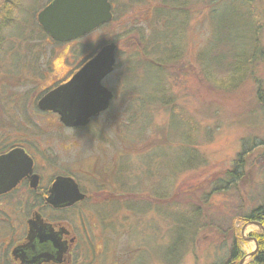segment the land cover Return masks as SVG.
<instances>
[{"label":"rangeland","instance_id":"rangeland-1","mask_svg":"<svg viewBox=\"0 0 264 264\" xmlns=\"http://www.w3.org/2000/svg\"><path fill=\"white\" fill-rule=\"evenodd\" d=\"M6 1L0 0V9ZM49 1L14 0L15 8L3 29L0 131L22 129L21 133L44 134L53 140L55 155L62 159L60 165L78 177L88 192L102 196L98 204L82 206L100 225L93 227L92 233L97 253L86 250L85 264H175L163 256L162 243L168 237L166 221L155 209L141 213L132 201L147 199L154 208L161 202L151 194L171 192L178 195V201L195 200L200 204V194L211 190L210 181L232 168L244 138L258 141L264 137V114L256 99L258 86L264 88V0H184L183 15L174 26L165 21L168 15L162 19L155 12L168 0H133L131 4L130 0H119V9L124 3L129 6L113 24H103L79 39L59 43L53 42L36 19ZM253 10L262 23L260 28L253 26L246 14L252 13L249 15L254 19ZM127 29H133V33L128 40L122 37L115 42L117 64L103 81L115 95L108 111L96 116L89 126L75 129L64 127L56 115L40 113L36 101L41 94L69 78L85 58L123 36ZM42 32L49 38L40 39ZM162 32L167 34L164 42L173 35L168 46L174 62L168 69L154 63L149 55L143 56L144 47L154 52V35ZM9 46L13 47L10 51ZM233 58L242 61L238 70L230 64ZM142 61L161 73L149 66L135 70ZM160 84L159 94L156 88ZM158 94L161 103L152 102L151 97ZM173 106L198 123L197 136L207 139L195 143L190 156H182V144L189 143L184 133L189 124L173 116ZM11 118L37 119V125L32 131L31 126L8 121L3 126V120ZM262 150L255 149L254 156ZM153 152L162 155V175L173 170L176 173L169 183L161 178L163 185L141 188L140 163L155 156ZM155 160L153 157L152 162ZM180 160L186 161L181 169L180 165L175 167ZM246 168L248 180L239 186L249 209L257 204L250 195L263 191L264 158ZM155 179L158 181L159 176ZM124 184L131 187L124 189ZM232 193L212 194L210 206L216 209L227 200H235ZM89 220L94 225V220ZM234 227L244 240L242 264H247L256 249L250 233L263 229L258 223L239 220ZM193 244L176 264H213L222 256L217 253L218 238L213 231L202 233Z\"/></svg>","mask_w":264,"mask_h":264},{"label":"flooded vegetation","instance_id":"flooded-vegetation-1","mask_svg":"<svg viewBox=\"0 0 264 264\" xmlns=\"http://www.w3.org/2000/svg\"><path fill=\"white\" fill-rule=\"evenodd\" d=\"M79 69L39 96L37 108L41 97L67 82ZM40 113L56 115L63 125L58 114L44 110ZM7 121L31 126L30 131L37 125V119L11 118L3 120V126ZM21 130L0 131V264H85V251L96 252L92 233L93 227L100 225L82 206L98 204L102 196L88 192L78 177L60 165L62 159L55 155L53 140L41 133ZM58 177L73 178L85 197L73 200L66 185L55 190Z\"/></svg>","mask_w":264,"mask_h":264},{"label":"trees","instance_id":"trees-1","mask_svg":"<svg viewBox=\"0 0 264 264\" xmlns=\"http://www.w3.org/2000/svg\"><path fill=\"white\" fill-rule=\"evenodd\" d=\"M51 1V0H50ZM49 1V2H50ZM113 4V20L112 23H106L103 26H108L113 24L114 21L119 19L121 16H123L127 9L126 7L129 6V4L124 3L123 9H119L118 4L119 0H110ZM130 4L134 2L133 0H130ZM184 0H168L167 3H162L159 7L156 8V14L158 17H162V19H165L164 14L168 15L169 19H165L166 22L173 23L178 19H180L179 16L183 15L184 9ZM15 8L14 0H7L2 8L0 9V53H1V46L4 40L3 35V29L6 26L7 19L10 16V13ZM162 8V9H161ZM166 8V9H165ZM253 16L254 19L251 18L250 15L252 13H246L248 15V18L252 21V25L260 28L261 21L258 20V14L253 10ZM250 14V15H249ZM37 19V18H36ZM36 24L38 22L36 21ZM153 27H157L153 25ZM133 29H127L125 30V33L123 36H119L117 38H114L112 42L118 41L119 38H124L128 40L130 36L132 35ZM156 31V28H155ZM158 32V31H156ZM173 32V31H170ZM40 39H44L45 37H48L47 34L41 33ZM155 34V33H154ZM175 34V33H174ZM257 35H259V31H257ZM167 36V34L165 35ZM163 32L162 33H156L154 35V42H152V48L154 52L149 53V51H145V47L143 49V56L149 55L152 57V60L154 63L156 62L159 64L162 68L168 69L169 65H171L174 60L170 59V54L172 50L169 48V40L173 41V35H168L166 41L164 42L165 38ZM49 38V37H48ZM162 38V40H161ZM53 41V40H52ZM153 41V40H152ZM162 41V42H161ZM54 43H59L55 42ZM168 43V44H167ZM167 44V46H165ZM12 46H9L8 51L12 49ZM99 49L95 50L91 56L88 58H85L76 69H79L81 65H83L87 60L92 58ZM157 57H153V56ZM161 56L160 58L158 56ZM154 58V59H153ZM175 59V58H174ZM177 60V59H176ZM172 61V62H170ZM242 61L237 58H233L230 61V64H232L233 69H239V64ZM151 63V61H150ZM153 63V62H152ZM229 64V65H230ZM140 67L135 68L136 69H145L147 66H149L151 69L153 68L158 74L161 73L154 65L152 64H146L144 61L139 63ZM152 69V70H153ZM134 70V69H133ZM132 70V71H133ZM131 74V73H130ZM130 74L128 75L130 78ZM231 82L228 81V84ZM158 84V80H157ZM163 85V84H162ZM156 89H159L156 91L160 94L161 92V84L160 87H157ZM224 91L227 92L226 89ZM158 95L151 97L152 102H158L161 103V97ZM42 95V94H41ZM40 95V96H41ZM257 104L261 106V109L264 114V88L260 85L258 86V92H257ZM172 98L168 97V102H171ZM147 101L142 100V104L146 105ZM148 106V105H147ZM172 114L174 117H178L180 120L184 121V125H188L187 128H185V136L188 137V144L183 145L182 144V156H190V153L194 149L193 146H195V143H199L200 140H207L204 137H198L196 133L200 130V125L196 122H193L191 119H189L185 113H182L178 107L173 106L172 108ZM188 123V124H187ZM252 137L244 138L243 141V148L241 152L238 153L237 157L232 161V168L225 171L224 175L221 177H217L214 180L210 181L211 190L210 191H204V193L200 194V204L195 203L194 201L185 200L181 202L180 200H177V196L171 192L164 193L162 196H159L158 193L155 195L151 194V198L154 197L155 199L160 201L161 203H157L155 207L153 208L147 199H143V201L135 202L136 199H134L132 202L133 207H136L141 213H147L148 210H154L162 216V219L166 221L167 223V229H166V235L168 236L166 238L165 243H162V250H163V256L166 260H170L173 263H177L180 261L181 257L185 254L186 250L189 248V246L193 245V243L196 242L198 237L205 233L206 231H213L216 234V238H218V245H217V253L218 251L220 254L222 253V256L218 257V261L214 262L213 264H239V261L245 256L246 252L244 251L243 244L244 240L241 238V235L239 234V231L234 227V223L236 220L242 221L243 223H259L260 225L264 226V184L262 185V192L257 194L256 196L250 195V200L254 201V199L257 201L256 205H253L251 208H247V201L246 196L243 195L241 188L239 184L243 181L248 180L249 171L246 167L253 164V162L256 160H259L260 158H264V137H259L258 141L254 139H251ZM261 147L263 150L262 152L254 156V150ZM154 153V152H153ZM156 157L155 162H152V158L150 160H146L142 163H140L141 169V188L151 185L153 186H161L162 180L164 179L167 183L171 182V179L174 177L176 171H169L165 175H162V155H158L157 153H154ZM184 158V157H183ZM158 161V162H157ZM186 161L180 160L179 164L180 169L184 166H186ZM156 165V166H155ZM154 167V168H153ZM179 169V170H180ZM177 170V171H179ZM181 171V170H180ZM145 175V177L143 176ZM159 176V180L155 181V177ZM162 178V180H161ZM151 179V181H150ZM149 181V183H148ZM151 182V183H150ZM148 183V184H147ZM165 183V185L167 184ZM156 184V185H155ZM213 184V185H212ZM124 189L130 188L129 184H124ZM234 191V193L231 194L235 198V200H227L224 203L223 207L216 208L210 206L209 200L212 196V194H216L218 192H228V191ZM168 191V190H167ZM152 192V191H151ZM135 194V191L133 192ZM197 196V194H196ZM136 197V196H134ZM199 197V195L197 196ZM153 199V198H152ZM142 200V199H141ZM141 203L140 205H138ZM110 226V225H109ZM148 229V228H147ZM153 230V227H151ZM147 231V230H146ZM250 238L255 239L258 244V250L255 253V255L252 257V259L247 264H264V233L263 232H254L250 233ZM216 253V254H217ZM218 256V255H217Z\"/></svg>","mask_w":264,"mask_h":264},{"label":"water","instance_id":"water-1","mask_svg":"<svg viewBox=\"0 0 264 264\" xmlns=\"http://www.w3.org/2000/svg\"><path fill=\"white\" fill-rule=\"evenodd\" d=\"M113 17L110 0H52L38 13L37 19L44 32L55 41L68 42L110 23ZM117 50L115 42L103 45L67 82L41 97L39 109L58 114L67 127L87 126L91 118L109 108L114 98V92L103 81L115 70ZM65 185L69 186L73 200L85 197L71 177H58L54 188L58 190ZM261 228L264 233V226ZM253 241L256 249L251 256L258 250L257 241Z\"/></svg>","mask_w":264,"mask_h":264}]
</instances>
